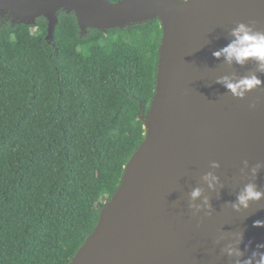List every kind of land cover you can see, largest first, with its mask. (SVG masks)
I'll return each instance as SVG.
<instances>
[{"label":"water","instance_id":"1","mask_svg":"<svg viewBox=\"0 0 264 264\" xmlns=\"http://www.w3.org/2000/svg\"><path fill=\"white\" fill-rule=\"evenodd\" d=\"M60 12L74 15L81 35L154 20L162 30L154 94L140 118L144 140L69 264H235L229 246L243 252L241 262L264 252L256 247L264 225L254 226L264 222V198L232 207L249 183L264 192V73L255 61L213 56L238 23L264 31V0H0V20L11 26L43 18L48 44ZM251 73L262 85L243 98L218 82ZM208 172L217 177L211 188Z\"/></svg>","mask_w":264,"mask_h":264},{"label":"trees","instance_id":"2","mask_svg":"<svg viewBox=\"0 0 264 264\" xmlns=\"http://www.w3.org/2000/svg\"><path fill=\"white\" fill-rule=\"evenodd\" d=\"M58 19L51 44L43 18L0 20V264H69L144 140L160 22Z\"/></svg>","mask_w":264,"mask_h":264},{"label":"clouds","instance_id":"3","mask_svg":"<svg viewBox=\"0 0 264 264\" xmlns=\"http://www.w3.org/2000/svg\"><path fill=\"white\" fill-rule=\"evenodd\" d=\"M181 3H187L188 0H180ZM254 22L238 23L231 31L233 39L223 48L213 52L215 58L224 57L225 61L230 65L233 62L244 65L247 61L252 60L256 62L257 71L264 73V31L255 30L252 26ZM14 39V38H13ZM219 83H223L231 93L238 98H243L245 93L253 90L262 85V81L257 77L255 73L244 76L233 82L229 77H223ZM254 107V105H250ZM212 168L219 167L217 162H212ZM260 165H257V168ZM255 174L256 169H252ZM204 181L208 183L209 188L217 182V177L211 172H208L203 177ZM201 196V189L196 188L191 192L192 200ZM264 198V192L257 190V186L253 183L245 185L243 191L237 197V203H234L232 207L237 211L240 208H247L250 201H259ZM204 206L208 205V200L205 197L203 201ZM198 211L200 206L196 205ZM264 222L256 221L254 226H262ZM242 237H238L237 243H239ZM257 249L264 248V244H258ZM229 257H236L235 264H264V252L253 251L252 254L244 259L242 262L239 257L243 255L238 247L229 246L224 250Z\"/></svg>","mask_w":264,"mask_h":264},{"label":"rangeland","instance_id":"4","mask_svg":"<svg viewBox=\"0 0 264 264\" xmlns=\"http://www.w3.org/2000/svg\"><path fill=\"white\" fill-rule=\"evenodd\" d=\"M35 30H38V29H35Z\"/></svg>","mask_w":264,"mask_h":264}]
</instances>
